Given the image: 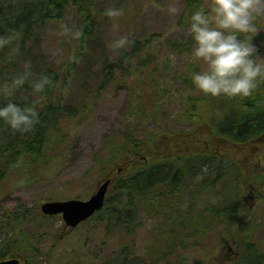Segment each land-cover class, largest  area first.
<instances>
[{
	"label": "rangeland",
	"instance_id": "rangeland-1",
	"mask_svg": "<svg viewBox=\"0 0 264 264\" xmlns=\"http://www.w3.org/2000/svg\"><path fill=\"white\" fill-rule=\"evenodd\" d=\"M205 2L208 4L210 0ZM104 6V11L110 7L122 8L124 15L110 18L103 14L99 20L98 34L103 46L90 47V55L78 59L75 65L72 64L74 69L71 68L70 72L67 68L71 65L74 38L61 33L63 23L48 25L42 34L41 48L49 67L67 79L62 93L63 103L80 114L77 117L69 114L63 117L58 125L60 140L51 152L54 156H51L47 165L38 169L35 177L29 179L22 174L9 173L0 184V222H4L7 211L16 209L20 211L29 209L39 221V216H45L41 225L32 227L36 228L32 230L34 251L26 257L18 256V264H103L116 257V253L123 245H131L132 253L124 263L122 260L119 262L159 264L157 254L164 246L157 241L162 238L157 228L160 217L145 215L144 210L140 209L138 221L141 222V226L130 236L117 231L105 232L104 224L91 221V217L70 229L64 225L60 214L51 217L40 211V205L48 201L87 200L95 193L98 184L111 178L110 176L124 162H128L129 165L119 175L129 173V166L133 167L134 171L135 165L140 167L147 165L151 159L157 157L152 156L149 152L151 150L146 148L145 153L141 152L133 164L129 161V155L125 154L112 162L104 160L108 141L112 138L120 141L124 133L142 138L150 133L165 131L162 134L164 141L168 135L167 131L184 134L194 130L193 124L190 121H183V117L188 106V98L204 96L193 83L191 73L203 70L205 65L202 61L189 63L186 59L194 42L188 32V26L181 25V17L185 10L184 1L110 0ZM170 7H175L177 12L170 13ZM262 32L264 33V29L253 38L262 35ZM121 35H128L132 39L151 37L150 44L154 47L149 54L145 52L141 54V58L147 59L146 63L127 80L121 79L128 70L127 65L122 74L116 73L108 79L104 68L106 64L116 62V50L119 49H113L111 45ZM261 40L264 41V36ZM262 49L264 50L263 47ZM259 52L264 55L262 50ZM169 53H175V61L170 59ZM105 80L109 81L107 86L101 93L96 94L99 85ZM84 100L88 101L91 108L88 111H81ZM211 106L215 110V114L211 116L212 121L220 119L217 111L226 110V116L231 113L225 99L215 101L210 95L206 104L201 107L208 112L213 111ZM210 114L211 112L208 115ZM208 122L211 123L210 120ZM208 122L196 131L199 140L205 139L210 133L211 127ZM261 136L250 141L247 146L241 145V149L236 151L237 163L251 162L250 165H253L255 161H259L246 157L255 152L264 153V137ZM227 142L226 139L218 138L216 146L223 147L224 143L226 146ZM200 146L205 147L204 142L197 148ZM259 147L262 150H258ZM160 152L168 154L165 150ZM229 153H235L234 146ZM259 162L264 171V158ZM202 178L203 176H199L195 180L200 183ZM113 184L111 181L105 199ZM248 184L249 182L240 183V188H237L224 179L217 189H222L225 192L223 197L230 199L227 204L235 199L233 204L237 206L235 219L217 216L210 207L205 212H203L205 207L200 209L197 214L193 208L190 219L194 218L193 216H197L198 219H218L220 221L217 223L220 225L205 234L197 245L182 243L180 247L176 245L166 260L181 264H242L240 257L246 251L242 247L245 243L241 244L242 242L238 241V234L237 238L232 235V231L239 223L241 228L246 227L247 232L250 231V241L248 240L247 244L256 243L264 254V183L261 189L255 190L258 191L259 198L248 200V210L253 206L254 209L250 212L249 218H246L248 220H245L243 217L246 206L243 197L247 194ZM259 184L254 182V186L258 187ZM216 191L214 188L209 190V187H206L197 197L206 199L203 201L207 205L210 200L213 204L219 205ZM236 192L238 194L234 197ZM255 193H252L254 197L257 195ZM191 194L192 197L195 194L193 188ZM94 215L95 213L92 217ZM4 239L5 230L0 226V242ZM235 242H238L237 250L234 247ZM169 244L171 245V242ZM228 246L233 248V254L229 255V258L220 251ZM36 248L40 251H36ZM252 254L254 253L249 256ZM252 260L256 262L255 256Z\"/></svg>",
	"mask_w": 264,
	"mask_h": 264
},
{
	"label": "trees",
	"instance_id": "trees-1",
	"mask_svg": "<svg viewBox=\"0 0 264 264\" xmlns=\"http://www.w3.org/2000/svg\"><path fill=\"white\" fill-rule=\"evenodd\" d=\"M183 1L185 10L181 17V25L188 26L190 14L201 5L207 4L205 0ZM106 2L110 0H0V34L12 29L22 33V39L18 42L20 53L15 59H8L9 48L0 49V83L24 71L26 61L30 62L31 80L38 79L41 74H48L53 79L52 86L41 93L33 92L31 85L26 83L17 89L15 96L12 97L18 103L34 104L39 111L40 122L31 131L27 133L13 131L0 120V184L9 173L22 174L29 179L35 177L38 169L47 165L51 156H54L51 152L60 140L58 125L63 117L66 114L72 117L80 114L79 111H74L63 103L62 93L67 79L62 78L60 73L51 69L47 63L41 48L45 28L50 24L63 23L68 24L74 31L82 30V36L78 39L74 38L71 65L67 68L70 72L71 68L74 69L72 64L75 65L78 59L90 55V47L103 46L98 34L99 20L104 14ZM260 26L261 30L264 29V22ZM261 34L253 38V42L264 54L262 49L264 41L261 40L264 33ZM133 40L135 44L129 48L116 50V62L105 65L108 79L116 73L122 74L128 66V70L121 78L127 80L146 63L147 59L141 58V54L143 52L149 54L152 51L154 46L150 44L151 37L133 38ZM86 51L87 53H84ZM108 82L105 80L100 84L96 94L101 93ZM258 90H264V82H261L248 97L212 96L215 101L225 99L231 108V113H227V116L226 110L217 111L216 114L220 116L218 121L211 120V116L215 114L212 106L213 111L208 112L201 107L206 104L210 94L207 96L204 94L202 98H188L183 121H190L194 130L184 134L167 131L168 135L164 141L162 134L165 131L150 133L142 138L124 133L120 141L116 138L109 140L104 160L112 162L125 154L129 155V161L133 164L134 159L140 156L141 152L145 153L146 148L151 150L149 152L152 156L157 157L151 159L152 161L147 165L141 167L135 165L134 171H132L133 167L129 166V173L117 176L104 207L91 217V221L103 223L105 232L117 231L132 236L141 226V222L138 221L140 209L144 210L145 215L160 217L157 228L163 241L161 239L157 241L164 246L156 259L159 264L160 262L181 264L166 260L167 255L173 252L172 249L182 244L197 245L205 234L218 226L215 221L198 219L197 216L190 219L189 214L193 212V208L197 214L200 209L205 207L203 209L205 212L210 207L217 216L235 219L237 208L233 205L235 199L227 204L230 199L223 197L225 192L222 189H217L221 182L226 179L237 188H240V183H264L263 168L259 161H255L253 165H250L251 162L239 164L231 156H222L223 153L227 154L233 150V143L247 146L250 141L263 135L264 108L261 100L264 99V95L255 92ZM6 102V99L0 98V103ZM90 109L88 101L84 100L81 111ZM210 112L211 114L208 115ZM207 122L211 131L206 140H199L196 131ZM218 138L228 141L225 148L216 146ZM203 142L205 147L197 148ZM162 150L168 151V154H162L160 152ZM128 165V162H124L120 168L124 169ZM199 176H203L200 183L195 180ZM206 187H209V190L213 188L217 190V204L220 206L213 204L211 200H208L207 205L203 201L206 199L197 197ZM191 188L195 190L193 197ZM237 194L236 192L233 196ZM4 217V222H0V226L5 230V239L0 242V260L10 256H28L34 251L32 230L36 228L32 227L41 225L45 216H39V221L29 209L25 211L16 209L7 211ZM239 225L240 223L235 226L232 235L237 238L236 234H238V241H241V244L245 243L242 247L246 249V253L241 254L240 263L263 264L264 254L260 247L256 243L247 244L248 240L250 241V231L247 232ZM36 251L40 250L36 248ZM131 253V245H123L116 253V257L103 264H123ZM250 253H254L252 255L256 258L255 263L252 260L253 256H249ZM120 260L123 263L119 262Z\"/></svg>",
	"mask_w": 264,
	"mask_h": 264
},
{
	"label": "clouds",
	"instance_id": "clouds-1",
	"mask_svg": "<svg viewBox=\"0 0 264 264\" xmlns=\"http://www.w3.org/2000/svg\"><path fill=\"white\" fill-rule=\"evenodd\" d=\"M175 14V7L169 8ZM104 14L110 18L124 15L122 8H106ZM264 22V0H210L201 5L188 18V32L193 39L191 52L186 55L189 63L202 61L205 67L191 73L195 86L205 95L248 97L264 82V55L259 52L253 37L261 30ZM61 33L80 38L82 30H73L68 24L61 25ZM22 33L16 29L0 34V49L9 48L8 59L13 60L20 53L18 42ZM14 42H17L14 44ZM135 41L128 35L116 38L113 49H127ZM172 61L175 53H169ZM30 62H25L24 71L0 83V120L13 131L27 133L40 122V113L32 103H18L12 97L17 89L26 83L33 92L41 93L52 86L53 79L41 74L31 80Z\"/></svg>",
	"mask_w": 264,
	"mask_h": 264
},
{
	"label": "water",
	"instance_id": "water-1",
	"mask_svg": "<svg viewBox=\"0 0 264 264\" xmlns=\"http://www.w3.org/2000/svg\"><path fill=\"white\" fill-rule=\"evenodd\" d=\"M111 179L98 184V188L87 200L68 199L61 201H48L40 205V211L44 215H61L64 225L75 228L79 223L90 218L96 211L100 210L105 201V194ZM0 264H18L17 258L0 260Z\"/></svg>",
	"mask_w": 264,
	"mask_h": 264
},
{
	"label": "flooded vegetation",
	"instance_id": "flooded-vegetation-1",
	"mask_svg": "<svg viewBox=\"0 0 264 264\" xmlns=\"http://www.w3.org/2000/svg\"><path fill=\"white\" fill-rule=\"evenodd\" d=\"M256 93H260V94H263L264 95V90H258V91H255ZM261 102L263 103L262 104V107L264 108V99H262L261 100ZM262 137V136H261ZM263 137H264V133H263ZM233 146H234V151H235V153H233V154H231V153H223L222 154V156L223 157H225V156H231L234 160H238L237 159V154H238V152H236L237 150H239V149H241V145L240 144H237V143H233ZM223 148H225V143H224V146H223ZM261 147H259L258 148V150H262V149H260ZM246 158H250V159H253V160H259V161H261L263 158H264V153L262 152V151H260V152H255V153H252V154H248L247 155V157ZM249 189H247V194L249 193V190L250 189H252L251 188V185H249V186H247ZM257 188V187H256ZM256 189H254L253 190V192L255 193V194H257L256 196H255V198L256 199H258L259 198V195H258V191H255ZM257 190H258V188H257ZM249 216H250V214H247L246 212H245V216L243 217L245 220H248V219H246V218H249ZM207 220H209V218H207ZM227 249V250H226ZM224 248V249H222V250H220L221 251V253L222 254H226L228 257L227 258H229V255H231V254H233L232 252V250H229L228 248ZM236 255H237V253H236ZM237 257V256H236Z\"/></svg>",
	"mask_w": 264,
	"mask_h": 264
}]
</instances>
